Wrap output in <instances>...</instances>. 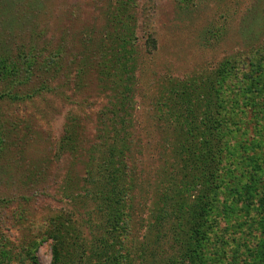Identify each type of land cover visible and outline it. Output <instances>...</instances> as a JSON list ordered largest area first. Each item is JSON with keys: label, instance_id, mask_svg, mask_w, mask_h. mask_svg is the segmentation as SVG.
Masks as SVG:
<instances>
[{"label": "rangeland", "instance_id": "1", "mask_svg": "<svg viewBox=\"0 0 264 264\" xmlns=\"http://www.w3.org/2000/svg\"><path fill=\"white\" fill-rule=\"evenodd\" d=\"M220 69L210 199L170 107L203 79L214 95ZM259 155L264 168V0H0V264H52L55 247L60 264H181L200 212L210 264H257Z\"/></svg>", "mask_w": 264, "mask_h": 264}, {"label": "trees", "instance_id": "2", "mask_svg": "<svg viewBox=\"0 0 264 264\" xmlns=\"http://www.w3.org/2000/svg\"><path fill=\"white\" fill-rule=\"evenodd\" d=\"M219 78H212L207 84V87L214 90V95H210L206 91V80H202L195 86H185L184 91L181 90L177 93V106L170 107V112L174 111L184 117V122L181 121V116L177 114L182 122L180 129L178 128L179 118H176L177 129L180 133L176 135L178 141L174 144L175 150L180 155L182 161L187 164H191L192 167H198L200 169V182L206 188L207 197L211 199V195L217 194L219 188L217 180V172L219 170L220 162L222 161L223 151L225 146L223 145L224 138L221 134L222 122L216 114L221 110L218 107L222 106L221 94L218 91L221 88V80L226 73V70L220 69L217 72ZM190 88L191 91L188 92ZM179 103V104H178ZM175 109V110H174ZM184 125L186 127H184ZM185 132H184V131ZM223 133V132H222ZM114 148L112 147V153ZM110 155V154H109ZM115 155H112L110 159V168H106L104 174L108 182V190L112 192L114 196H121L122 182H124V176L121 170L114 165ZM259 156H255L252 162L255 163L256 170L253 173L252 183L250 182V190L255 187L256 182L262 181V173L264 168L258 162ZM109 167V166H107ZM215 184V185H214ZM116 199V198H115ZM260 221L264 225V218ZM211 218H204L203 213L200 212L195 218H192L188 224V230L190 231V239L185 247V251L181 264H210L209 258L206 253L207 241L209 234L212 230ZM264 229V228H263ZM98 250V249H97ZM88 258L92 256L90 250H87ZM181 254H179L180 256ZM179 256H176V260ZM257 264H264V248L259 250L256 255ZM60 252L55 247L53 251V263L60 264ZM36 264H39L38 262ZM93 264H119L116 257L112 254L109 256V261H103V259L94 262Z\"/></svg>", "mask_w": 264, "mask_h": 264}]
</instances>
